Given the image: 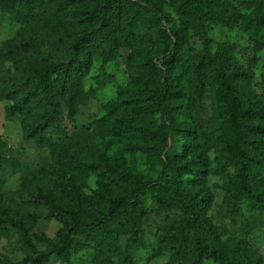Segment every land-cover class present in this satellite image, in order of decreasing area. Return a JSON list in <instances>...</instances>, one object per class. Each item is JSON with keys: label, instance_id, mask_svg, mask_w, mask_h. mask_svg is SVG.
Listing matches in <instances>:
<instances>
[{"label": "rangeland", "instance_id": "rangeland-1", "mask_svg": "<svg viewBox=\"0 0 264 264\" xmlns=\"http://www.w3.org/2000/svg\"><path fill=\"white\" fill-rule=\"evenodd\" d=\"M39 1L43 12L25 25L0 11V88L6 91L24 76L6 57L8 50L30 61L63 63L72 40L100 27L87 16L99 0ZM130 1L133 6L112 18L117 47L109 41L99 45L83 75L81 90L93 91L92 96L73 115L63 113L61 126L51 131L53 149L29 136V122L15 101L0 99V264H22L46 254L48 264H178L170 261L181 239L160 245L158 227L179 224L186 214L180 204H163L148 184L160 176L166 158L172 169L163 183L185 201H201L205 218L215 226L218 242L208 235L203 242L221 246L235 260L240 258L236 243L242 242L256 257L241 264H264V195L254 185L258 169L250 165V198L238 217H230L227 186L238 164L219 137L221 124H239L236 112L248 102L264 106V21L256 23L264 17V0ZM38 32L41 42L27 47ZM165 53L173 55L168 63ZM148 60L161 66L169 82L163 95L166 115L136 119L128 135H115L113 120L150 104L151 84L139 79L148 76ZM235 72L246 79H236ZM196 74L203 87L197 103L191 90ZM221 82L232 86L224 97L218 95ZM164 120L174 131L167 148L159 135ZM31 123L39 124L37 116ZM255 124L264 126V120ZM112 171L146 186L140 226L121 213L106 229L76 235L67 260L50 254L57 233L67 231L74 217L91 225L110 201L135 187ZM47 195L53 201L43 199ZM201 264L218 263L202 258Z\"/></svg>", "mask_w": 264, "mask_h": 264}, {"label": "trees", "instance_id": "trees-1", "mask_svg": "<svg viewBox=\"0 0 264 264\" xmlns=\"http://www.w3.org/2000/svg\"><path fill=\"white\" fill-rule=\"evenodd\" d=\"M63 3L72 4L74 0H61ZM133 6L130 0H99V4L90 11L87 16L100 22V27L91 33L81 32L72 40L66 51V61L63 63H43L40 61H30L27 57L10 49L6 52V57L23 70V79L20 82L12 81V89L6 91L0 88V99L15 101V109L22 114L29 122L27 129L30 137H36L51 149L56 145L51 131L61 126L63 113L73 115L77 106L85 105L92 96L93 91L83 92L80 87L84 73L89 69L91 57L98 49L99 45L109 41L111 46L117 47L118 39L116 29L113 27L112 18L122 11ZM43 4L39 0H0V11L9 15L12 22L25 25L33 19L39 17L43 12ZM156 14V13H154ZM264 21V17L256 20V23ZM164 35L165 32L161 31ZM175 39L178 37L175 35ZM42 35L38 32L30 37L27 47L40 43ZM166 63L172 56L170 53L164 54ZM1 66V65H0ZM148 69L147 77L139 79L145 84H151L150 104L147 107H135L133 110L112 121L110 130L115 135H128L134 128L133 122L136 119L145 118L153 113L166 115L167 109L163 102V95L169 85L164 70L153 60L146 63ZM1 68V67H0ZM1 70V69H0ZM1 78L2 74L0 73ZM234 77L245 80L246 76L235 72ZM11 77V76H10ZM197 82L191 86L197 103L202 93V81L199 74H196ZM1 80V79H0ZM33 84V85H32ZM218 89L220 97L226 96L232 86H225L221 82ZM37 116L39 124L33 126L31 123ZM239 124H221L220 140L225 145L228 152L232 154L238 167L235 175L229 180L226 196V211L232 218L241 214L243 206L250 198L249 169L250 165H256L257 182L255 189H261L264 195V126L256 125L264 120V106L259 102L250 101L242 109L236 112ZM165 118V117H164ZM167 120L159 126V135L168 147V139L173 138L174 131L169 128ZM258 137L253 138V136ZM172 166L166 158L164 168L155 183H148L149 187L158 193L161 201L168 207L182 206L186 214L185 219L176 225L160 226L158 231L161 234L160 245L166 243L173 237H179L177 250L171 256L170 263L178 264H201L202 258L213 260L218 264H241L243 261L251 262L255 260V251L248 248L244 243H236L239 259L229 257L226 250L219 245H207L203 242V236L212 237L218 242L215 226L205 218V206L201 201L194 198L185 201L181 195L163 183ZM112 174L119 181H130L135 187L128 192L123 199L110 201L106 213L102 218L93 224H85L76 217L72 219L71 227L67 231L57 233L58 244L53 245L50 254L67 260L73 250L74 237L79 234H88L95 229H106L121 213L129 214V218L134 226L139 227L146 214L142 197L146 193V186L133 176L113 172ZM60 192L64 191V181L60 180ZM47 202L53 201L50 195L44 196ZM12 225L22 230V226L17 223ZM189 236L190 250L186 251L184 239ZM159 250L161 248L159 247ZM184 254L188 255L187 262L184 261ZM48 264V255H41L34 259L24 260L22 264Z\"/></svg>", "mask_w": 264, "mask_h": 264}]
</instances>
